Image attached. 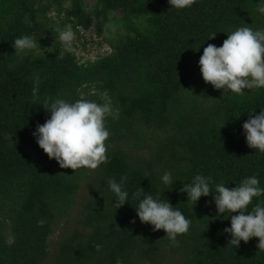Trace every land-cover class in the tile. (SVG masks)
<instances>
[{
    "label": "trees",
    "instance_id": "trees-1",
    "mask_svg": "<svg viewBox=\"0 0 264 264\" xmlns=\"http://www.w3.org/2000/svg\"><path fill=\"white\" fill-rule=\"evenodd\" d=\"M256 3L193 0L177 9L169 0H0V264H264L257 238L228 246L230 213L218 216L212 195L193 205L179 191L197 174L210 176L213 190L252 175L264 187V153L247 146L242 128L264 109V88L224 94L203 81L198 65L204 47L221 46L236 28H264ZM66 25L76 36L93 29L112 51L80 62L59 39ZM22 35L37 46L15 51ZM105 91L119 110L105 121L107 161L61 168L32 135L50 118L45 102L102 103ZM165 171L179 180L172 188L161 182ZM109 177L125 178L129 202L119 209ZM83 185L93 196L51 256L50 237L69 223ZM140 188L162 193L191 220L177 244L139 221ZM258 200L264 196L249 210Z\"/></svg>",
    "mask_w": 264,
    "mask_h": 264
},
{
    "label": "clouds",
    "instance_id": "clouds-1",
    "mask_svg": "<svg viewBox=\"0 0 264 264\" xmlns=\"http://www.w3.org/2000/svg\"><path fill=\"white\" fill-rule=\"evenodd\" d=\"M192 3L193 0H169L170 6L177 9L190 7ZM256 11L264 15V0H258ZM58 32L65 49L71 51L75 36L72 27L66 25ZM37 43L32 36L22 35L15 39L12 47L23 52L35 48ZM198 65L203 81L216 90H223L224 94L243 95L245 90L264 88V28H236L227 34L221 46L208 44L204 47ZM101 99L102 103L82 98L74 102L62 98L45 102L47 107L44 108L50 113V118L43 124H37L32 135L39 148L50 159H55L61 168L96 169L107 161L105 141L110 133L105 121L108 117L118 118L119 110L113 107L106 91L101 94ZM242 128L247 146L264 153V109L250 115ZM124 180V177L120 181L112 177L106 180L114 195L116 209L129 202ZM176 181L179 180L174 181L170 171L161 176L165 186L172 188ZM211 185L210 176L197 174L190 183H182L179 191L186 193L187 201L193 205L201 197L212 195L217 215L230 213V226L223 229L230 237L228 246L236 248L241 241L247 243L257 238V248L264 251V200H258L251 210L248 208L254 198L264 196V187L260 186L259 179L255 175L245 177L233 188L220 182L215 183L213 190ZM161 194L153 196L140 188L134 194L136 216L141 223L151 225L153 231L164 230V239L175 245L177 237L189 231L191 220ZM99 247L97 245V249ZM116 264H123V261L118 258Z\"/></svg>",
    "mask_w": 264,
    "mask_h": 264
},
{
    "label": "rangeland",
    "instance_id": "rangeland-1",
    "mask_svg": "<svg viewBox=\"0 0 264 264\" xmlns=\"http://www.w3.org/2000/svg\"><path fill=\"white\" fill-rule=\"evenodd\" d=\"M96 0H86V4H93ZM66 5V4H65ZM122 14L121 11L118 12V16ZM55 13L50 12L49 16L54 17ZM78 36H74V40L71 43V47L74 50L77 60L84 62L86 60H95L102 57L106 53H110L112 50L110 46L103 40V37L97 36L95 31L92 30H82L78 29ZM90 188V185H88ZM93 196L92 189H85L83 185L81 191L76 198V207L66 226L59 225L55 227L54 233L50 237L49 254L52 256L57 248L59 241L72 232L75 226L76 217L80 215V208L82 209V204L85 203L89 198ZM169 258H173L170 254Z\"/></svg>",
    "mask_w": 264,
    "mask_h": 264
}]
</instances>
